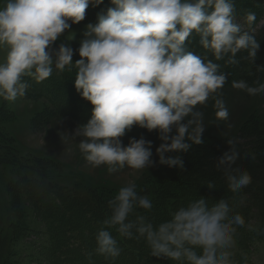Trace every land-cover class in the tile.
<instances>
[{
  "label": "clouds",
  "instance_id": "1",
  "mask_svg": "<svg viewBox=\"0 0 264 264\" xmlns=\"http://www.w3.org/2000/svg\"><path fill=\"white\" fill-rule=\"evenodd\" d=\"M104 0H0V47H7L0 62V98L15 102L23 97L27 75L43 82L52 75L53 56L49 51L59 36L86 18L89 6ZM233 0H110V6L89 23L75 61L78 68L75 87L94 106L92 115L77 135L88 139L80 150L94 167L108 165L109 172L123 168L142 170L154 161L151 140L131 137L125 146L122 138L134 126L157 131L162 141L156 148L159 162L169 167L184 166L173 151H187V139L202 143V113L194 111L211 93L227 81L218 73L219 64L187 51L185 42L195 32L200 44L212 51L217 61L231 53L250 48L255 57L260 45L253 35L242 32L234 22ZM249 23L255 15L249 13ZM74 49L61 44L55 52V67L63 70L73 62ZM234 88L255 93L244 81H233ZM264 87V86H262ZM219 119H227L222 101H216ZM187 123H183L186 117ZM196 127L189 132V128ZM175 130V134H173ZM231 143V141H229ZM237 154L225 153L220 163H234ZM233 192L251 183L249 173L229 176ZM212 187V185H209ZM151 209L152 201L139 196L135 184L120 187L109 202L111 216L104 220L121 237L132 238V228L144 237L151 256L167 258L175 264H234L229 251L234 245L235 225L243 226L242 215L229 216L225 200L208 207L205 199L195 200L171 213V219L154 226L137 217L138 226L128 221L134 207ZM97 251L116 258L117 240L102 228L96 237Z\"/></svg>",
  "mask_w": 264,
  "mask_h": 264
},
{
  "label": "rangeland",
  "instance_id": "2",
  "mask_svg": "<svg viewBox=\"0 0 264 264\" xmlns=\"http://www.w3.org/2000/svg\"><path fill=\"white\" fill-rule=\"evenodd\" d=\"M233 2L235 18L243 26L251 27L253 31L264 29V11H258L256 8L250 9L249 6L254 4L252 0H233ZM104 3L108 6L110 0H104ZM94 13V9L89 6L86 9L85 20L66 29L55 44L48 49L52 52L53 66H55V52L61 44L74 49L72 64L66 65L62 72L77 73L78 68L75 61L80 59L78 48L81 41L85 39L83 34L87 30V25L97 21ZM249 13L255 15V20L251 23L247 20ZM194 34L196 33H193L192 37L186 41L187 43L192 44L193 41L196 43L200 40V36ZM197 52L201 53L199 50ZM211 53V50L206 49L200 57L205 59V55L208 56ZM6 54L7 47H0V62H4ZM256 63L257 70L263 74L257 82L245 78L236 80L244 81L248 88L257 89L254 94L250 93L247 88H234L232 82L226 81L224 87L218 89L216 93H211L204 104L194 107V111L202 113L199 119L204 128L201 134L203 142L197 144L187 139L186 135L185 142L190 144L187 151H173L165 154L166 157H179L183 160V168L179 165L169 167L167 164H161L159 155L156 153V148L162 143L158 132L155 130L143 132L138 126H134L131 132L122 138L123 143L126 146L131 137L139 139L144 136L147 140H151L153 155L150 159L154 161L152 166L135 170L127 164L123 168L117 165V170L114 172H109L108 165L94 167L86 160V154L79 147L80 142L88 138L76 134L77 129L87 123L76 122L61 112L53 110L44 97L34 99L24 95L18 97L15 102H6L0 98V132L3 135L0 136V264H64L62 250L55 243L52 229L45 217L46 210L42 208L45 198L40 194H30L22 188V185H16L20 180L30 179L33 175L45 183L66 186L83 194L91 192V189L95 187L99 191H96L98 194L103 192L106 195L109 194L107 192L117 194L120 187L134 183L138 195L147 196L152 201L151 209H157L158 189L163 192L164 198H168L165 197L166 191L162 190L161 186L178 174L176 177L183 175L181 180L186 183L196 181L199 187L204 185L202 188L190 189L192 192L186 193V199L188 197L189 200L195 201L198 197L205 199V196L213 199L215 183L214 180L210 182L212 176L203 178L207 174L203 167L205 162L199 157L201 150L205 149V142L214 141L216 143L214 147L218 145L217 148L228 147L229 141L231 144H236L235 147L248 148L251 146L252 148L256 143L255 133L264 131V87H262L264 86V59H257ZM80 99L81 101L86 100L83 97ZM217 100L222 101L227 109V119L217 118ZM92 108L82 113L92 114ZM192 118L191 116L186 117L182 122L187 123L188 119ZM195 127L196 125L193 124L189 132ZM233 152L237 154V163L240 162L244 154L238 153L237 149ZM221 165L228 166V163ZM233 166L234 164L230 167ZM257 166L261 165L257 164ZM254 175L257 179L256 184L261 185L262 181L258 180L260 168L254 169ZM207 184L212 185V188L209 189L211 192L205 195L203 190ZM180 190L181 187L175 191ZM198 190L203 192H198ZM221 199L224 200L223 194ZM261 200L264 201V196ZM164 201H166L169 214L170 211L176 210V206L172 208L170 200L164 199ZM205 201L209 208L219 202L213 199L209 204V201ZM227 203L229 207L234 205L236 210V212L230 211V217L237 213L245 219L244 225L236 229L234 245L229 249L234 264H264V205L253 200L247 202L238 195L234 201ZM180 207L185 206L181 203L177 210ZM57 210L59 215L64 214L63 211ZM162 218H164V213L159 216V219ZM87 219L91 221L89 217ZM156 221L154 219L151 223L155 226ZM97 231L98 229L92 225L91 235L96 234ZM93 251L95 252L94 249ZM98 255L99 253L96 252L94 257ZM102 257L99 255L98 263H101Z\"/></svg>",
  "mask_w": 264,
  "mask_h": 264
},
{
  "label": "trees",
  "instance_id": "3",
  "mask_svg": "<svg viewBox=\"0 0 264 264\" xmlns=\"http://www.w3.org/2000/svg\"><path fill=\"white\" fill-rule=\"evenodd\" d=\"M252 1L254 4L249 6L250 9L256 8L258 11H264V0ZM108 6H105V3H103L98 7H91L94 9V14L97 17V14L102 9H106ZM234 22L241 26L242 32H248L258 41L260 47L256 51V56L254 58L250 56L249 48L241 49L235 54L234 59L237 62L234 64L229 62V58L232 56L231 53L226 54L224 58L219 61H217L213 53H211L208 56L205 55V60L210 59L214 63L219 64L220 67L218 69V73H224L228 82L239 80V78H245L253 82H257L263 75L257 70L256 60L264 59V29L253 31L251 27L243 26L237 18H235ZM194 35L196 36V34ZM185 47L187 51H191L198 56L206 52V49L200 44V40L196 43L193 41L192 44L185 42ZM198 50L201 51V53H198ZM52 68V75L43 82L38 83L33 77L27 75L22 77V80L28 84V88L25 91V97L34 99L44 97L53 110L61 112L64 116L76 122L87 123L92 114L85 115L82 112H85L88 108H92L94 106L86 98V100L81 101L82 99L80 98L82 95L75 87L76 74L69 71L62 72V70L57 69L53 65ZM140 130L143 132L148 131L147 129L141 127ZM256 130L259 131L260 129ZM1 134L2 133L0 132V136H3ZM255 135L256 143L252 148L251 146L248 148L235 147L236 144L233 143V145L229 143L228 147L217 148L218 145L214 147L216 144L214 141L205 142V149L201 150L199 157L201 161L203 160V162H205L203 167H205V173L207 174L203 178L212 176V180L210 179V182H213L214 180L216 187L215 194L213 196L214 200H222L221 195L223 194V199L226 202H232L238 195L239 198H242V200L247 202L253 200L264 205V201L261 200V197L264 196V131L257 132ZM236 149L241 155L244 154L240 162L237 163L238 160H235L234 163H228V166L221 165L220 160L224 154L228 153L231 155L232 151H235ZM238 149H240V151H238ZM216 161L217 164L215 165ZM255 163L260 164L261 166H257ZM232 164H234V166L230 167ZM249 165L251 166L248 168ZM246 168L248 169L245 170ZM256 168H260V177L258 180L262 181L261 185L256 184L257 179L254 175V169ZM244 172L250 174L252 178L251 183L235 192L231 191L228 187L229 176L242 174ZM176 176L170 178L167 183H164L161 186V189L166 191L165 194L167 195L165 197L168 198H164L163 192L158 189V196L156 195L158 203L157 209L146 210L136 206L134 207L133 212L129 214L128 221H131L138 226L139 221L137 217L142 216L144 217L145 222H152L154 219L157 220V224L155 225L157 226L160 223L171 219L170 214L172 211H170L169 214L167 205L165 204L166 201H164V199L170 200L172 208L176 206V210L181 203L187 207V205L193 200H189L188 197L186 199V193L188 191L192 192L190 189L202 188L204 185L199 187V183L196 181L189 184L181 180L183 175L178 177ZM16 185H22V188L30 194H40L43 195V198H45L43 202L41 201L43 203L42 208L46 210L45 217L52 229L54 239L56 241L55 243L58 245V248L62 250L64 264H175V262L170 261L167 258L157 259L156 257L151 256L150 248L148 247L144 237L139 236L136 232V227L132 228L133 237L127 238L121 237L116 231V228H108L103 223L105 219L111 216L112 210L109 207V202L114 198L115 193L112 194L107 192L109 194L106 195L103 192L98 194L96 192L98 190L95 189V187L91 189V192L83 194L66 186L45 183L38 180L36 175L31 176L30 179L24 178L23 181L20 180L19 184ZM209 185L210 184H207V186H205V190H203L205 195L211 192L209 189L212 187H209ZM179 187H181V190L176 192L175 190ZM92 190L94 191L92 192ZM198 192L201 191L198 190ZM169 193L173 194L170 195ZM204 198L209 201V204H211V201L213 200L212 198V200L206 196ZM197 199H199V197ZM56 209H58L57 211L59 212L63 211L64 214L59 215L56 212ZM230 209L231 211L236 212L234 205H231ZM135 212L138 213V215ZM160 213H164V218L159 219V216L161 215ZM88 217L91 221H88ZM81 218L83 220H81ZM92 225L98 229L94 235H91ZM235 226L236 229H240L238 225ZM102 228L110 231L113 237L117 240V247L120 249V255L117 259L102 255L97 251L98 244L96 237ZM92 237L94 239H92ZM96 252L103 256L101 263H98L99 255L94 257Z\"/></svg>",
  "mask_w": 264,
  "mask_h": 264
},
{
  "label": "crops",
  "instance_id": "4",
  "mask_svg": "<svg viewBox=\"0 0 264 264\" xmlns=\"http://www.w3.org/2000/svg\"><path fill=\"white\" fill-rule=\"evenodd\" d=\"M53 157V156H52ZM56 159V158H55Z\"/></svg>",
  "mask_w": 264,
  "mask_h": 264
}]
</instances>
